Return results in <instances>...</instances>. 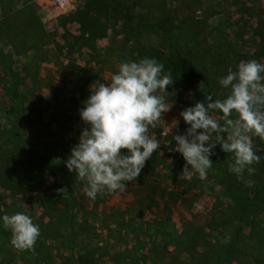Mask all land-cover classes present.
Wrapping results in <instances>:
<instances>
[{
    "label": "rangeland",
    "instance_id": "1",
    "mask_svg": "<svg viewBox=\"0 0 264 264\" xmlns=\"http://www.w3.org/2000/svg\"><path fill=\"white\" fill-rule=\"evenodd\" d=\"M90 1L67 0L59 6L52 0H0V51L11 59L9 70L0 57V126H15L20 142L42 158L10 152L8 141L0 142V216L25 213L41 232L34 250L19 251L10 243V231L0 226V264H143V258H152L154 252L167 263L177 255L183 258L174 242L184 241L187 227L194 231L200 253L207 252L205 243L221 252L238 211L223 188L233 154L212 155L206 178H200L191 170L183 171L182 156L163 145L172 133H184L187 126L179 113L203 101V84L184 92L168 87L173 107L150 128L161 150L153 153L124 191L93 201L63 161L78 142L83 127L79 109L89 87L97 80L109 82L121 60L148 57L170 66L165 58L173 37L197 52L200 44L190 42L181 27L204 23L211 29L206 37L209 48L217 46L222 52L218 80L240 62L264 63L257 55L264 0H114L119 2L117 11L101 14L106 20L101 34L107 35L86 37L79 35L81 26L72 19L84 17ZM253 147L260 162L252 166L251 175L245 173V180L264 173V140L253 137ZM67 174L70 194L66 193ZM257 196L264 201V185ZM250 220L264 234V210L255 211ZM173 234L177 237L172 239ZM234 256L229 264H236L238 258L251 262L241 254Z\"/></svg>",
    "mask_w": 264,
    "mask_h": 264
},
{
    "label": "clouds",
    "instance_id": "2",
    "mask_svg": "<svg viewBox=\"0 0 264 264\" xmlns=\"http://www.w3.org/2000/svg\"><path fill=\"white\" fill-rule=\"evenodd\" d=\"M173 83L172 73L162 63L145 57L121 63L109 82L97 80L89 87L79 109L83 127L78 142L63 161L68 172L84 183L87 198L94 201L124 191L137 180L153 153L161 150L150 128L173 107L167 91ZM218 84L228 94L221 100L206 93L203 101L185 107L179 113L187 126L184 133H172L176 120L169 130L171 139L163 145L182 156L183 171L191 170L200 178H206L218 145L224 153L233 154L229 171L243 179L260 162L253 137L264 140V63L255 59L240 62ZM245 183L254 185L251 179ZM195 207L203 210L199 204ZM0 226L10 231V243L19 251L34 250L41 235L39 225L22 212L0 216Z\"/></svg>",
    "mask_w": 264,
    "mask_h": 264
},
{
    "label": "trees",
    "instance_id": "3",
    "mask_svg": "<svg viewBox=\"0 0 264 264\" xmlns=\"http://www.w3.org/2000/svg\"><path fill=\"white\" fill-rule=\"evenodd\" d=\"M113 2L115 4H113ZM113 4V10L110 9V5ZM119 6L118 1L114 0H92L87 5V10L84 17L79 16L72 19V14L68 17L79 23L83 33L88 35H81L86 37H98L105 27L106 20L103 22L98 18L101 14L109 15L110 13L117 11ZM91 14V15H90ZM94 14V15H92ZM70 20V19H69ZM67 22V21H65ZM180 31L189 37L190 42H197L200 44L197 52H192L186 43H183L179 38H172L170 41L171 49L169 50V56L165 58L169 61L170 66H164L166 71H170L174 77V83L170 86V90L173 92L187 91L193 85L203 84L205 88V94H213L214 99H223L225 95L220 92L218 84V75L221 71V63L223 62L221 48L213 46L209 48L210 44L206 40L207 35L211 32V29L207 27V24L202 23L200 26L191 25L189 27H181ZM140 56L141 52H138ZM257 55L264 58V27L261 30V41L257 48ZM171 56V57H170ZM0 57L2 61L7 65L10 70V57L4 55L0 51ZM211 59V65L208 64V59ZM219 60V61H218ZM123 63L124 60H121ZM8 141L9 151L18 153H27L28 156L35 160L42 161V158L36 153L25 147L16 136L15 126L9 129H5L0 126V142ZM213 156L224 158L226 153L220 150L219 146L214 150ZM153 162L157 163V159L154 156ZM66 193H71V176L67 174ZM254 181L252 187L246 186L245 179H238L232 173L229 176V180L224 188L225 197L234 205L237 209V217L230 224V236L228 244L222 248L221 252H215L210 249V246L205 243L203 249L209 253H200L196 248L195 233L188 231L187 227L182 243L174 242L176 245H180V251L177 253L184 254L183 258L180 256H174L167 263L161 261L157 257V252H154L152 258H143V264H147V261L153 262V259L157 264H229V258L235 257V254H241L244 257L250 258V264H264V234L256 225H253L250 220V216L259 209L264 210V201L259 199L257 192L264 185V173L258 175L255 178H251ZM248 229L247 235H243V231ZM172 239L177 235H171ZM170 236V237H171ZM171 239V240H172ZM223 252V253H222ZM237 259V258H234ZM82 262V258H79ZM246 259L238 258L236 264H249ZM245 262V263H244Z\"/></svg>",
    "mask_w": 264,
    "mask_h": 264
},
{
    "label": "built area",
    "instance_id": "4",
    "mask_svg": "<svg viewBox=\"0 0 264 264\" xmlns=\"http://www.w3.org/2000/svg\"><path fill=\"white\" fill-rule=\"evenodd\" d=\"M52 1L59 6H63L67 0H52Z\"/></svg>",
    "mask_w": 264,
    "mask_h": 264
},
{
    "label": "crops",
    "instance_id": "5",
    "mask_svg": "<svg viewBox=\"0 0 264 264\" xmlns=\"http://www.w3.org/2000/svg\"><path fill=\"white\" fill-rule=\"evenodd\" d=\"M99 20H101V21H105V19H102V17H100V18H98ZM103 30H104V28H103ZM80 31H82L81 29H80ZM79 35H88L87 33H83V32H81V33H79ZM102 36H105V35H107V33L106 34H101Z\"/></svg>",
    "mask_w": 264,
    "mask_h": 264
}]
</instances>
